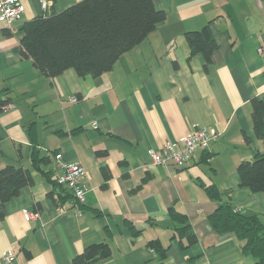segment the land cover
I'll list each match as a JSON object with an SVG mask.
<instances>
[{"label": "crops", "instance_id": "0c3cea01", "mask_svg": "<svg viewBox=\"0 0 264 264\" xmlns=\"http://www.w3.org/2000/svg\"><path fill=\"white\" fill-rule=\"evenodd\" d=\"M21 1V20L10 27L0 18V97H10L0 111V170L13 164L32 182L5 204L0 264H70L102 241L110 252L95 264H157L152 239L167 247L164 264H254L236 233L217 231L209 216L229 203L264 224V191L241 185L238 172L264 150L253 120L254 100L264 103V0H153L166 19L99 77L73 67L49 76L22 52L27 21L81 0H51L45 11L39 0ZM208 24L218 47L206 68L186 32ZM193 125L220 135L184 167L152 163L149 149ZM58 152L85 166V203L53 182ZM171 207L187 215L194 244L182 245ZM10 250L15 259L5 263Z\"/></svg>", "mask_w": 264, "mask_h": 264}, {"label": "trees", "instance_id": "16d2710c", "mask_svg": "<svg viewBox=\"0 0 264 264\" xmlns=\"http://www.w3.org/2000/svg\"><path fill=\"white\" fill-rule=\"evenodd\" d=\"M165 19L166 13L156 8L153 0H81L60 12L46 11L27 21L21 40L22 52L31 56L49 76L73 67L81 76L99 77L111 70L124 53L140 44ZM186 39L191 54L202 52L205 55L207 68L218 47L209 24L200 30L186 32ZM9 102L10 97H0V111ZM253 120L257 136L264 138V103L261 99L254 100ZM36 161L39 163V157ZM238 172L241 185L254 192L264 191V150L256 151L250 160H243ZM105 174L108 173L105 171ZM30 182V172L21 167L8 164L0 170V217L4 215L6 202ZM53 182L59 184L57 179ZM201 184L212 198L221 199V191L215 184ZM169 215L181 224L174 230L182 245L194 244L197 235L187 215L174 207L169 209ZM209 217L217 231L236 233L244 252L254 256V264H264V224L258 215L246 214L229 203H222ZM129 225L133 234L141 231L133 223L129 222ZM149 245L157 253V264H164L167 247L158 239L150 240ZM109 252L108 241L90 244L70 264H95Z\"/></svg>", "mask_w": 264, "mask_h": 264}, {"label": "built area", "instance_id": "2783aa9c", "mask_svg": "<svg viewBox=\"0 0 264 264\" xmlns=\"http://www.w3.org/2000/svg\"><path fill=\"white\" fill-rule=\"evenodd\" d=\"M43 10H47L51 5V0H39ZM26 12V7L21 0H0V18L8 22L11 27L14 22L21 20ZM259 51H263L260 48ZM73 96L71 101H76ZM96 125V124H95ZM220 135V132L210 126L193 125L190 132L178 139L167 140L160 148L149 149V155L154 165H170L177 167L186 166L195 156L199 149H206L210 143ZM56 164L58 170V183L69 188L73 197L79 204L86 201L88 185L84 181L86 175L85 166L78 161H69L63 158L61 152L56 154ZM239 210L240 208H235ZM27 218L39 216V212L24 210ZM15 259L14 251L4 253L5 263H11Z\"/></svg>", "mask_w": 264, "mask_h": 264}]
</instances>
